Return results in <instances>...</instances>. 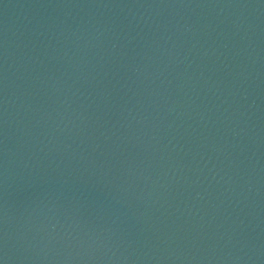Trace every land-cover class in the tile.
Instances as JSON below:
<instances>
[{
    "label": "water",
    "instance_id": "obj_1",
    "mask_svg": "<svg viewBox=\"0 0 264 264\" xmlns=\"http://www.w3.org/2000/svg\"><path fill=\"white\" fill-rule=\"evenodd\" d=\"M0 264H264V0H0Z\"/></svg>",
    "mask_w": 264,
    "mask_h": 264
}]
</instances>
